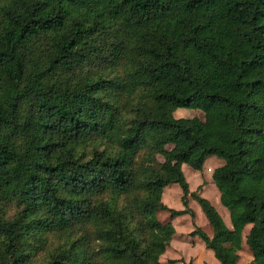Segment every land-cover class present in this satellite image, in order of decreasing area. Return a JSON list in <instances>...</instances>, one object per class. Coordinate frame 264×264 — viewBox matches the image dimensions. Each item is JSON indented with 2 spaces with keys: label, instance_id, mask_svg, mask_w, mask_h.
<instances>
[{
  "label": "trees",
  "instance_id": "16d2710c",
  "mask_svg": "<svg viewBox=\"0 0 264 264\" xmlns=\"http://www.w3.org/2000/svg\"><path fill=\"white\" fill-rule=\"evenodd\" d=\"M212 155L230 227L181 168ZM189 196L264 264V0H0V264L183 262L157 212Z\"/></svg>",
  "mask_w": 264,
  "mask_h": 264
},
{
  "label": "rangeland",
  "instance_id": "374dc122",
  "mask_svg": "<svg viewBox=\"0 0 264 264\" xmlns=\"http://www.w3.org/2000/svg\"><path fill=\"white\" fill-rule=\"evenodd\" d=\"M173 114L175 115V117L196 116L202 120L204 119V113L198 109L178 108L174 111ZM166 147L169 148L171 147V145H167ZM214 161H220V163H223V159L215 155L209 156L203 164L202 170L204 174L209 172V164H213ZM182 170L186 177V180L188 177L190 181H192L194 174L197 173L192 170V168L187 164H183ZM212 184L214 185L213 182ZM165 188L162 194L163 204L166 205L168 208L182 209L183 205L180 200L181 192L179 186L177 184H172ZM188 205L194 212L193 217H191L189 214H183L171 218L170 213L167 210H159L157 212V218L161 222L170 221L175 228V233L171 239L169 247L166 249L165 253L160 257V260L162 262H166L168 259H178L183 260L184 263H192V257L190 256H194L195 259L193 264H202L203 260H205L207 257L205 253L198 254L197 256V243L200 242V239L198 236H192L190 234V232L193 231L195 227H200L205 232L210 233V229L208 228L209 226L207 227L204 222V220L207 221V219L204 213L202 212L200 206L190 196L188 198ZM220 206L224 208L221 204ZM183 262L178 261L176 264H183Z\"/></svg>",
  "mask_w": 264,
  "mask_h": 264
},
{
  "label": "crops",
  "instance_id": "0c3cea01",
  "mask_svg": "<svg viewBox=\"0 0 264 264\" xmlns=\"http://www.w3.org/2000/svg\"><path fill=\"white\" fill-rule=\"evenodd\" d=\"M207 158L205 160H207ZM222 164L223 163H220V161H217V162L214 161L213 164L210 163L209 164L210 170L206 174L203 173V170L198 171V170L192 169L197 173L194 174L192 181H190L188 177H187V180H188V186H189L190 191H195L198 186H201V189L198 191V193L201 196H203L204 198H207L211 202V204L216 208L218 213L221 215L225 224L228 227H230L229 212L220 202V192H219L218 188L216 187L215 184L214 185L212 184V182H213L212 172L216 167H218ZM181 168L183 169V164H182ZM202 169H203V166H202ZM168 186H170V185H168ZM180 192H181V189H180ZM162 194H163V192H162ZM181 195H182V192H181ZM180 200H181V197H180ZM220 204L224 208H222L220 206ZM204 222L207 225V227L209 226L208 228L210 229V233H207V232L206 233L208 235H211L212 234V228H211L210 224L208 223V220L207 221L204 220ZM248 229H249V225H247L243 231L242 248L240 250H238V256H239L238 260H237L238 264H254V263H252L253 255L245 243V235L247 234ZM201 242H202V240L200 239V242L197 243L198 244L197 256H198V254H202V253H205L207 256L206 259L203 260L202 264H220L219 261L215 258L213 252L210 249L206 248L204 243L203 242L201 243ZM190 257H192V263L187 262L185 264H193L195 258H194V256H190ZM183 264H184V262H183Z\"/></svg>",
  "mask_w": 264,
  "mask_h": 264
}]
</instances>
